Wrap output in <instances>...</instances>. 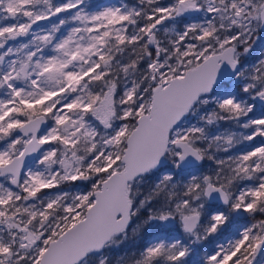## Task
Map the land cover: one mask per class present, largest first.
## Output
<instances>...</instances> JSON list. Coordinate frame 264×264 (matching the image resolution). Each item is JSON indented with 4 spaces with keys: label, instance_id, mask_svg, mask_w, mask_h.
Here are the masks:
<instances>
[{
    "label": "snow or ice",
    "instance_id": "1",
    "mask_svg": "<svg viewBox=\"0 0 264 264\" xmlns=\"http://www.w3.org/2000/svg\"><path fill=\"white\" fill-rule=\"evenodd\" d=\"M0 264H264V0H0Z\"/></svg>",
    "mask_w": 264,
    "mask_h": 264
},
{
    "label": "trees",
    "instance_id": "2",
    "mask_svg": "<svg viewBox=\"0 0 264 264\" xmlns=\"http://www.w3.org/2000/svg\"><path fill=\"white\" fill-rule=\"evenodd\" d=\"M108 0H93V3H105ZM115 3L117 2V0H113ZM120 2H123V0H120ZM129 2H132V0H129ZM135 245H133L132 241H129V247H134Z\"/></svg>",
    "mask_w": 264,
    "mask_h": 264
},
{
    "label": "rangeland",
    "instance_id": "3",
    "mask_svg": "<svg viewBox=\"0 0 264 264\" xmlns=\"http://www.w3.org/2000/svg\"><path fill=\"white\" fill-rule=\"evenodd\" d=\"M105 1V0H104ZM105 3H115L113 0H108L107 2Z\"/></svg>",
    "mask_w": 264,
    "mask_h": 264
}]
</instances>
